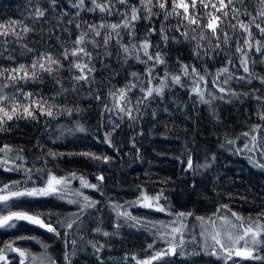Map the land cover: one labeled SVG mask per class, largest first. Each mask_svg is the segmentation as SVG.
Masks as SVG:
<instances>
[{
    "label": "snow or ice",
    "instance_id": "6c2138e0",
    "mask_svg": "<svg viewBox=\"0 0 264 264\" xmlns=\"http://www.w3.org/2000/svg\"><path fill=\"white\" fill-rule=\"evenodd\" d=\"M181 92L186 100L177 98ZM93 105L100 116V135L93 139L113 149L114 156L46 147L77 133L91 134L81 114ZM222 105L233 109L234 120L221 117ZM202 106L209 122L224 129L217 135L219 146L264 172V0H24L18 18L0 19V135L28 121L41 127L45 139H36L27 150L0 140V172L21 176L0 182V230L26 222L52 234L63 252L58 261L48 251L50 244L18 235L0 243V264H73L78 251L87 247L104 264L99 254L111 253V240L123 228L146 234L139 250L144 255H110L114 264H176L180 258L196 264L197 257L212 258L210 264H264V194L255 213L244 215L219 203L212 213L198 215L173 208L165 194L171 177H149L135 185L134 199L107 197L101 204L85 190L104 196L105 175L92 173V183L84 173L59 169L65 157L74 156L111 167L122 159L114 137L126 130L139 159L137 137L144 136L145 123L170 130V118L179 111L195 125ZM62 118L68 123H61ZM233 124L243 130L230 132ZM196 143L194 136L185 141L176 157L193 176L211 169L217 159L211 154L203 164L194 162L193 154L200 150L193 147ZM149 182L162 186L150 193L145 187ZM26 198L55 199L75 210L65 214L13 208L15 201ZM105 207L114 214L108 226L101 215ZM137 208L168 219L134 215ZM96 235L108 242L101 243ZM29 240L43 251L17 246ZM9 253L16 254L13 260Z\"/></svg>",
    "mask_w": 264,
    "mask_h": 264
},
{
    "label": "trees",
    "instance_id": "16d2710c",
    "mask_svg": "<svg viewBox=\"0 0 264 264\" xmlns=\"http://www.w3.org/2000/svg\"><path fill=\"white\" fill-rule=\"evenodd\" d=\"M24 0H0V19L8 17L18 18L20 11L23 9ZM180 54L174 52L173 55ZM187 57V52L183 53ZM36 87V86H30ZM47 90V85L41 86ZM211 87V84H209ZM233 87H238L233 84ZM178 99L186 100L184 93H179ZM84 108H88L87 101H81ZM191 113V109H187ZM221 117L226 120H234L235 114L233 109L228 105L221 106ZM241 113L243 109H240ZM82 123L89 128L91 134L77 133L76 136L68 137L64 142L52 144L46 143V147L54 148L62 152H78L82 150H90L97 154H106L114 156L113 149L109 148L103 142H97L93 136H98L100 133L96 131L97 121L100 119L98 109L93 105L87 113H82ZM163 119H169L162 116ZM241 118H243L241 116ZM174 124L169 123L170 130L166 129L162 124H157L152 127L151 123H145L144 136L137 137V147L140 149V158L137 159L136 151L128 142V135L130 132L114 137V142L120 148V156L122 159H117L108 164H102L100 161L90 162L83 157H72L71 159L65 157L59 163V169L63 172L76 170L84 173L87 178L96 183V180L91 175L92 173H102L105 175V182L103 185L104 196L92 190H85L86 194L92 198L100 200L103 204L107 197L115 200L134 199L136 196L135 185L137 183H144L148 178L152 181H159L171 177V182L165 187L167 189L166 195L170 198L171 204L175 210L188 211L192 210L198 215H208L212 213L219 203H228L233 210L248 215L249 212L255 213L261 201L258 198L260 194H264V172L254 169L243 156L232 155L230 151L219 146L217 135L224 131L221 126L213 125L209 122L207 112L204 107H201L200 118L194 125L192 121L186 120L183 113L177 111L173 117L170 118ZM61 123H68L63 118ZM107 131V126L104 127ZM240 132L242 127L233 124L231 132ZM197 141L193 147L200 150L194 152V162L203 164L206 156L215 154L217 159L211 169L202 170V174L193 176L191 172L185 171V165L181 164L176 159L181 156L183 152V144L185 141L193 139ZM36 139L44 140L42 129L40 126L34 127L28 121H20L19 128L12 133L0 135V140L12 144H22L25 149H32V145ZM239 143V142H238ZM35 149L32 155H36ZM56 170V169H54ZM148 174V177L145 176ZM14 179H21L19 174L0 172V182H7ZM195 181L196 187H192ZM73 186H78L76 183ZM162 185L156 183H145L150 193L159 190ZM219 193V195H217ZM228 193L232 194L233 198H229ZM247 197L248 201L241 199ZM163 203V201H161ZM21 207L24 209H32L37 211H53L57 213H68L75 210V206L68 205L55 199H28L15 201L13 208ZM2 207V206H0ZM134 215L148 216L151 219H168L164 214L155 213L145 209H132ZM101 215L105 217V226H108L110 219H114V214L110 212L107 207L102 209ZM112 231L111 227H108ZM119 237L111 240V253L105 251L99 254L103 259L104 264H114V260L108 259L111 255L115 259L121 257L125 252L135 253L139 252L142 257L143 252H140L141 245L144 243L146 234L136 231L131 228H123L120 230ZM18 235L36 236L45 243L51 245L48 249L49 253L60 261L63 252V244L52 237V234L45 232L42 229L20 222L17 229L0 230V243L6 242L9 239H14ZM87 239L93 238L92 235H87ZM96 240L101 243H107L108 238L96 235ZM150 242L151 237H148ZM19 247L28 248L34 253L42 252L43 249L35 243V241H19ZM79 247V245H78ZM16 254L9 253V259L13 260ZM196 264H210L212 258L197 257ZM13 264H17L13 260ZM73 264H98L96 256L93 254L91 247H87L84 251H78ZM127 264H133L131 260ZM176 264H185L184 258L177 259ZM250 264V262H245Z\"/></svg>",
    "mask_w": 264,
    "mask_h": 264
}]
</instances>
